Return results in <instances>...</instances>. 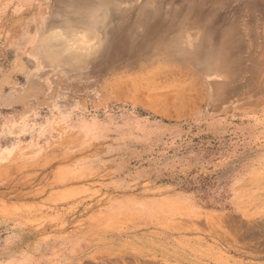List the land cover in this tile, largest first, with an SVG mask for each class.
I'll return each instance as SVG.
<instances>
[{"label": "rangeland", "instance_id": "374dc122", "mask_svg": "<svg viewBox=\"0 0 264 264\" xmlns=\"http://www.w3.org/2000/svg\"><path fill=\"white\" fill-rule=\"evenodd\" d=\"M261 230L264 0H0V264H264Z\"/></svg>", "mask_w": 264, "mask_h": 264}, {"label": "bare ground", "instance_id": "6f19581e", "mask_svg": "<svg viewBox=\"0 0 264 264\" xmlns=\"http://www.w3.org/2000/svg\"><path fill=\"white\" fill-rule=\"evenodd\" d=\"M241 221V220H240ZM240 224V223H239ZM236 225V224H235ZM232 227H233V225H232ZM263 227V226H262ZM236 229V228H235ZM263 229V228H262ZM239 230V229H238ZM256 230V229H255ZM259 230V229H258ZM261 231H264V230H261ZM249 234V233H248ZM253 234V233H252ZM225 236V235H224ZM233 236V235H232ZM222 237V236H221ZM253 237V236H252ZM224 238V237H223ZM263 238V237H262ZM235 240V239H234ZM236 248V247H235ZM222 258H223V256H222Z\"/></svg>", "mask_w": 264, "mask_h": 264}]
</instances>
